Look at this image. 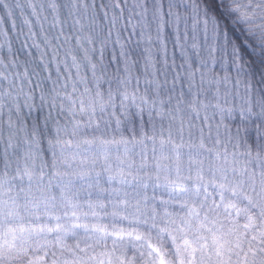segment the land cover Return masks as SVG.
I'll return each instance as SVG.
<instances>
[{
	"label": "snow or ice",
	"instance_id": "obj_1",
	"mask_svg": "<svg viewBox=\"0 0 264 264\" xmlns=\"http://www.w3.org/2000/svg\"><path fill=\"white\" fill-rule=\"evenodd\" d=\"M0 264H264V0H0Z\"/></svg>",
	"mask_w": 264,
	"mask_h": 264
}]
</instances>
